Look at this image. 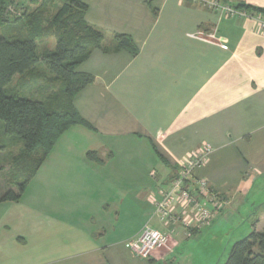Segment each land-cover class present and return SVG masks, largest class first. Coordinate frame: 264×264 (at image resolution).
<instances>
[{
  "label": "crops",
  "instance_id": "obj_1",
  "mask_svg": "<svg viewBox=\"0 0 264 264\" xmlns=\"http://www.w3.org/2000/svg\"><path fill=\"white\" fill-rule=\"evenodd\" d=\"M81 1L91 26L131 37L138 54L98 49L80 64L95 77L74 98L89 126L64 133L19 202L0 203V264H213L237 229L229 244L264 229V13ZM220 1L264 10V0ZM211 34L226 47L204 39ZM205 147L195 175L225 201L210 203L207 225H166L156 204L188 154ZM178 198L172 211L187 213ZM146 226L169 243L142 259L128 242Z\"/></svg>",
  "mask_w": 264,
  "mask_h": 264
},
{
  "label": "trees",
  "instance_id": "obj_2",
  "mask_svg": "<svg viewBox=\"0 0 264 264\" xmlns=\"http://www.w3.org/2000/svg\"><path fill=\"white\" fill-rule=\"evenodd\" d=\"M56 1L61 7L52 21L45 18L44 6L39 13L29 16L11 18L7 13L10 39L0 37V121L4 124L0 129L24 143L21 157L12 159L15 171H9L11 182H6L7 189L0 193V203L19 202L64 133L73 126H89L75 108L74 98L93 84L95 77L79 71L80 64L98 49L138 54L132 38L121 34L112 35L114 48L106 47L108 35L86 21L88 6L81 0ZM4 9L0 6L1 22L6 19ZM235 9L264 13L260 8L244 4ZM51 37L56 48L46 45ZM40 65L54 78V83L61 84L58 89L36 88L34 79ZM16 76H19L18 84L13 85ZM225 264H264V229L254 230L235 242Z\"/></svg>",
  "mask_w": 264,
  "mask_h": 264
},
{
  "label": "built area",
  "instance_id": "obj_3",
  "mask_svg": "<svg viewBox=\"0 0 264 264\" xmlns=\"http://www.w3.org/2000/svg\"><path fill=\"white\" fill-rule=\"evenodd\" d=\"M188 1L203 3L226 16L238 15L260 19V16L256 17L257 15H251L244 10H237L219 0ZM215 40L217 45L223 48L226 47L224 39L217 38ZM210 153V148H199L189 153L180 167L177 178L172 182L170 190L165 192L163 199L156 204L155 213L166 225H182L189 229L194 222L199 225H207L215 217L216 211L210 203H220L219 194L211 188L207 180L197 178L195 175L196 171L207 162ZM177 197L182 202L183 208L188 210L187 213L172 211V206ZM168 243L169 237L166 233L146 226L138 237L128 242V246L134 255L142 259H148L155 252L166 248Z\"/></svg>",
  "mask_w": 264,
  "mask_h": 264
},
{
  "label": "rangeland",
  "instance_id": "obj_4",
  "mask_svg": "<svg viewBox=\"0 0 264 264\" xmlns=\"http://www.w3.org/2000/svg\"><path fill=\"white\" fill-rule=\"evenodd\" d=\"M1 1H4V4H1L0 6H3L5 8L4 12H3V18H6V19H5V22L0 21V37H4L6 39L7 38L10 39L8 32H7V13L9 14L8 16H10L11 18H14L16 16L21 17L24 14H26L25 16H29L30 14H33V13H36V14L39 13V10H41V8H43V6H44L43 10H44L45 18L52 21L58 12V9L61 7V3L57 2L56 0H0V3H1ZM7 4H9L8 7H7ZM246 12L253 15V13H250L248 11H246ZM230 17H232V16H230ZM241 17H243V16H241ZM213 36L214 35L211 34L208 36L207 39L206 38H204V39L208 40V41H213L216 44L217 41L215 39H217V38L215 36H214L215 37L214 38ZM53 38H55V37H53ZM46 45H48L50 48H56L55 39H52V37H51ZM105 46L108 48H114L115 43H114L113 39L111 40L110 37H108V39L105 43ZM42 49H43V47H42ZM37 70H38V72L36 73V76L34 79L37 81L36 85H35L36 88L39 86H47V87L53 86L52 88L54 90L59 88V86L61 84L58 83V85H57L56 83H54V78L50 74H46L44 72L45 70L43 69V67L41 65L37 68ZM38 74H39V77H38ZM42 75H44V77L40 78V76H42ZM18 80H19V76H16L14 78L13 85L14 84L17 85ZM36 96L37 95H35V97ZM2 126L4 127V124L2 123V121H0V127H2ZM0 147H3L1 154H0V168H1V172H0V193H3V192H5V190L8 187V183L6 184V182H11L9 171L11 169H14L12 167V164H13L12 159L14 157H21L22 153L24 152V143L20 138L10 137V136L5 135L3 133V131L0 129ZM14 171H15V169H14ZM14 171H12V172H14ZM32 186L33 187H31L29 189V193L34 192L35 187H34V185H32ZM171 186H172V184H171ZM14 188L16 189V187H14ZM218 196L220 198V203L225 201L224 198L221 196V194H219ZM244 230H245L244 227L237 229L236 233H232L230 235V238H229L230 240L227 243V245H225L224 247L222 245H220V246H216L214 248V252H213L214 263L213 264H225L226 263L234 243L239 241V240L244 239L247 235L250 234L249 233L240 239L235 238L237 240L233 239L231 244H229L231 239L233 238V236L236 237L239 233H241ZM203 259H204L203 255L199 254L197 260L200 261ZM207 263H208V261L207 262L203 261L201 264H207Z\"/></svg>",
  "mask_w": 264,
  "mask_h": 264
}]
</instances>
